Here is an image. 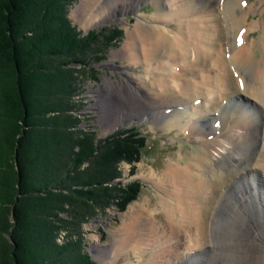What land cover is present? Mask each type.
Listing matches in <instances>:
<instances>
[{"label": "bare ground", "instance_id": "6f19581e", "mask_svg": "<svg viewBox=\"0 0 264 264\" xmlns=\"http://www.w3.org/2000/svg\"><path fill=\"white\" fill-rule=\"evenodd\" d=\"M95 1L81 0L82 22ZM154 2L155 13L138 16L120 51L143 67L129 90L143 106H156V113L184 106L162 113L161 122L197 133L204 148L163 174L170 187L159 199L166 211L160 230L144 221L148 207L136 206L123 224L121 246L141 251L150 239L162 249L159 263L166 264L182 243L191 244L184 249L208 245L205 229L213 226L226 248L219 257L213 251L208 264H264V0ZM250 11L257 20L247 19ZM256 27L263 38L254 52L246 35ZM196 97L199 102H192ZM158 252L151 253L154 260Z\"/></svg>", "mask_w": 264, "mask_h": 264}, {"label": "trees", "instance_id": "16d2710c", "mask_svg": "<svg viewBox=\"0 0 264 264\" xmlns=\"http://www.w3.org/2000/svg\"><path fill=\"white\" fill-rule=\"evenodd\" d=\"M69 1L0 0V264H95L78 240L56 242L57 230L78 225L86 212L79 204L104 208L121 191L122 209L136 194L114 182L120 159H132L123 148L130 131L94 142L91 131L75 128L77 68L69 61L83 63L101 38L70 22ZM96 188L107 192L100 198ZM68 208L70 219L51 222Z\"/></svg>", "mask_w": 264, "mask_h": 264}, {"label": "rangeland", "instance_id": "374dc122", "mask_svg": "<svg viewBox=\"0 0 264 264\" xmlns=\"http://www.w3.org/2000/svg\"><path fill=\"white\" fill-rule=\"evenodd\" d=\"M129 1L97 0L90 8L88 7L86 22H82L83 20L78 16L80 11L77 13L81 8V0H70L67 5V18L80 30L81 34L95 29L98 33L97 38H101L98 44L91 41L92 49L81 57L82 61L84 59L83 63L69 61L77 68L76 92L71 99L74 104L70 109V113L77 118L75 128L91 131L94 142L116 131L122 132V135L130 131L132 137V140L123 144L125 152L132 159H120L114 182H119L120 186L131 185L136 189L134 197L126 202L122 209L116 201L119 200L121 191H117L115 199L113 198L104 208L101 207V203L93 201L88 203L87 206L91 207L89 209L86 205L79 204V207L77 205L75 208L86 211L85 215L80 218L78 225L67 224L68 227H60L54 238L58 243L78 240V250L86 252L95 264H149V262L160 264L163 256L162 249L150 242V239L147 245H141L144 247L141 251L131 246H121L120 238L124 235L123 224L137 212L136 206H141L144 211L148 207L150 212H144V221L148 224L153 222L157 227L159 226L160 230V226L166 222V211L163 206H158L159 199L163 190L170 187V182L165 180L163 174L169 164L186 163L204 148V140L197 133H192L191 130L183 129L179 125H167L161 122L162 113L168 114L175 108L179 110L180 105L174 106V109L169 108L168 111L156 113L155 105L151 107L147 103L143 106L130 92L131 85L138 83L135 78L143 76V67L140 64L130 63L121 56L120 51L127 39L129 29L133 28L138 16L150 18L157 6L154 0H141L131 8L127 5ZM246 1L255 3L258 0ZM247 19L257 20L258 13L250 11ZM172 26L175 27L176 23H172ZM102 28L104 30L99 32ZM108 30H111L112 34L109 40L105 41L103 34ZM246 37L248 41L251 40L254 43V52L261 49L263 33L260 28L256 27L249 31ZM149 77L151 78V74H148L146 78L149 79ZM183 108L185 107L183 106L180 110ZM209 124L212 125V122ZM216 128L219 130L220 126ZM82 165L86 166L87 162L85 161ZM95 190L98 195L101 194L100 198L107 192L104 188ZM65 206L67 207V204ZM68 209L51 217V222L59 224L61 217L65 221L70 219L75 211ZM77 230H79L78 234ZM205 231L209 232L210 247L204 244L194 247L187 256L190 262L181 263L176 260L177 262L174 263V259L179 257L178 254L185 250L184 247L191 246L188 242L186 245L182 243L183 247L177 249L179 253L173 255L172 262L169 261L166 264H208L213 251L214 255L219 257V251L226 248V245H220L223 242L219 234L220 230L210 226L209 231L208 229ZM262 245L264 246V243ZM75 247L76 245H71L68 253L73 254ZM116 248L119 249L116 250ZM153 250L159 251L158 260H154L155 258L151 256Z\"/></svg>", "mask_w": 264, "mask_h": 264}]
</instances>
